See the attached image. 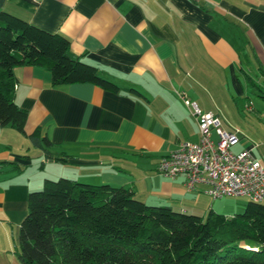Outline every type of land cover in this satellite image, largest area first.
<instances>
[{
  "label": "crops",
  "instance_id": "1",
  "mask_svg": "<svg viewBox=\"0 0 264 264\" xmlns=\"http://www.w3.org/2000/svg\"><path fill=\"white\" fill-rule=\"evenodd\" d=\"M0 12L64 36L71 57L117 87L52 85L44 68H14L15 103L27 112L22 136L32 145L14 150L16 131L0 127V242L17 245L28 195L46 178L125 187L147 205L207 215L204 188L188 191L157 165L200 138L180 95L222 126L221 105L248 93L251 73L264 80V0H0ZM36 130L63 160L45 159L43 142L28 138ZM236 145L252 151L243 138Z\"/></svg>",
  "mask_w": 264,
  "mask_h": 264
},
{
  "label": "trees",
  "instance_id": "2",
  "mask_svg": "<svg viewBox=\"0 0 264 264\" xmlns=\"http://www.w3.org/2000/svg\"><path fill=\"white\" fill-rule=\"evenodd\" d=\"M41 67L52 85L89 83L116 92L97 69L70 56V42L0 12V127L25 136L27 112L15 103L16 67ZM28 138L43 142L36 130ZM245 199V198H244ZM17 235L20 264H264V203L205 218L139 201L125 187L59 178L28 195Z\"/></svg>",
  "mask_w": 264,
  "mask_h": 264
},
{
  "label": "built area",
  "instance_id": "3",
  "mask_svg": "<svg viewBox=\"0 0 264 264\" xmlns=\"http://www.w3.org/2000/svg\"><path fill=\"white\" fill-rule=\"evenodd\" d=\"M190 106L199 130L197 143L181 142L171 153L163 156L158 165L159 175L174 179L181 176L185 188L193 191L204 188L213 200L224 197L245 198L264 203V168L249 150L234 153L238 142L236 133L221 129L218 117L204 114L180 95ZM217 136L212 139V133Z\"/></svg>",
  "mask_w": 264,
  "mask_h": 264
},
{
  "label": "rangeland",
  "instance_id": "4",
  "mask_svg": "<svg viewBox=\"0 0 264 264\" xmlns=\"http://www.w3.org/2000/svg\"><path fill=\"white\" fill-rule=\"evenodd\" d=\"M254 72L250 74L253 82V86L246 83H243V88L248 90V93L242 98H237L234 101L222 104L220 109V118L222 121L221 129L227 131H239L238 138H243L245 142L250 145L252 148L251 154L255 159H258L262 164L264 162V80H261L259 77L255 79ZM214 133V132H213ZM14 134L17 137V143H12L14 150L20 148L21 143H26L31 146L30 141L25 140V138L20 135ZM213 135V134H212ZM216 135V134H215ZM241 145H236L233 147V152H241ZM34 152L33 148L30 150ZM30 152V153H31ZM36 160H34L35 162ZM40 163V160L37 164ZM39 167V165L37 166ZM67 178V177H61ZM48 180H58L49 179ZM207 209L210 207V210H216L217 214L224 216H231L234 214H240L244 211V207L247 204L248 200L244 198H232L224 197L221 199L213 200L208 198ZM219 212V213H218ZM207 214V213H206ZM226 214V215H225ZM26 216V215H25ZM206 216V215H205ZM205 216L203 218H205ZM2 235L0 234V238ZM9 243L0 242V256L3 261L2 264H20L18 261L15 250L16 244L15 240L9 238Z\"/></svg>",
  "mask_w": 264,
  "mask_h": 264
}]
</instances>
